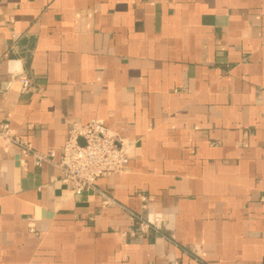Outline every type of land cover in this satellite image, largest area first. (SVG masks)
Listing matches in <instances>:
<instances>
[{"label": "crops", "instance_id": "crops-1", "mask_svg": "<svg viewBox=\"0 0 264 264\" xmlns=\"http://www.w3.org/2000/svg\"><path fill=\"white\" fill-rule=\"evenodd\" d=\"M93 119L128 163L73 196ZM6 124L56 160L0 136V264H264V0H0Z\"/></svg>", "mask_w": 264, "mask_h": 264}, {"label": "built area", "instance_id": "built-area-1", "mask_svg": "<svg viewBox=\"0 0 264 264\" xmlns=\"http://www.w3.org/2000/svg\"><path fill=\"white\" fill-rule=\"evenodd\" d=\"M9 72L24 89L29 86L30 79L19 63L16 62L14 67H10ZM0 136L5 147L20 148L25 157L32 158L37 168L46 163H54L56 160L54 151L48 154L36 151L31 142L18 135L8 124L0 130ZM126 148L101 119H93L87 124L72 123L62 155L57 162L62 175L61 181L70 187L69 191L73 196L82 195L95 188L98 179L124 171L128 163ZM141 197L143 200L146 199L145 196ZM137 220L142 233L159 228L157 223H149L142 217H137Z\"/></svg>", "mask_w": 264, "mask_h": 264}, {"label": "water", "instance_id": "water-1", "mask_svg": "<svg viewBox=\"0 0 264 264\" xmlns=\"http://www.w3.org/2000/svg\"><path fill=\"white\" fill-rule=\"evenodd\" d=\"M68 195H69V194L64 195L63 199H66V198L68 197Z\"/></svg>", "mask_w": 264, "mask_h": 264}]
</instances>
